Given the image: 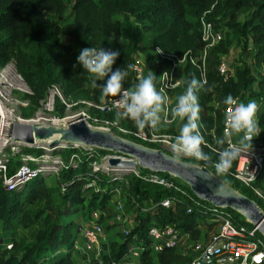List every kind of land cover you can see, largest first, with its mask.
Segmentation results:
<instances>
[{"label": "trees", "instance_id": "trees-1", "mask_svg": "<svg viewBox=\"0 0 264 264\" xmlns=\"http://www.w3.org/2000/svg\"><path fill=\"white\" fill-rule=\"evenodd\" d=\"M204 10H207L205 16L214 28H227L223 37L207 50L204 68L206 83L196 93L201 109L200 133L209 145L222 148L216 144V140L223 136L221 108L228 95H239L245 104L260 102L255 119L260 132H264V72L256 70L254 74L246 63L235 67L233 75L226 77L217 70L220 55L227 52L232 40L251 53L256 69L264 64V0H0V64L13 59L18 74L35 95H41L45 88L57 83L64 93L76 88L81 91L80 94L89 96L93 80L76 57L85 47H109V52H119L112 70L125 69L128 76L123 86L134 89L137 82L130 72L134 53H143L145 66L157 77L160 69L166 65V60L154 55L153 46L178 55L187 50L194 52L200 49L199 16ZM237 10L245 12L240 21L229 18ZM61 36L68 37L72 43L61 40ZM178 69L182 77L177 87L179 95L186 91L192 78L201 81V77L198 69L188 60L181 63ZM104 83L97 81L98 85ZM244 94L248 98L243 97ZM56 108L60 109L58 105ZM94 111L97 115H90V118H118L113 112H102L96 108ZM118 123L127 128L135 127L129 119H119ZM182 123L177 119L171 124L166 123L169 126L158 124L156 131L180 130ZM263 140L264 136L260 138V141ZM260 141L254 137L251 143L255 145ZM139 142L158 147L156 143ZM201 147L210 160L196 162L203 163L216 174L210 161H217L218 153L205 145ZM74 149L69 146L65 150L68 153ZM22 150L33 156L41 153L37 146ZM91 150L93 155H89ZM91 150H84L77 162L61 163L62 168L57 171L58 182L62 187L59 198L67 203L81 204L87 196L80 185L95 177L99 185L106 186L89 192L88 216L92 210H98L97 221L101 223L103 210L114 187L119 184L127 196L128 206L134 210V216L133 224L129 229L125 228L127 232L119 233V241L108 244V253L101 259H90L89 264H122L129 247L139 242L143 249L135 264H186L192 258L191 249L181 251L178 244L159 251L145 248L144 245L149 241L146 229L151 224H171L177 227L179 235L187 234L188 240L195 242L207 236V231L215 229V222L207 220L209 204L197 198L184 182L167 172L159 173L176 184L177 188L165 187L131 172L120 175L92 171L90 159L94 158L95 153L107 151L99 148ZM73 153L77 156L74 151L70 156ZM14 157L5 159L7 174L22 164L20 159ZM187 160L195 162L192 158ZM234 163L235 160L226 175L217 176L253 199L264 211V201L231 175ZM26 164L31 168L36 167L33 162ZM145 170L141 168V172ZM41 175L43 171H37L10 190L3 188L0 179V264H66L74 244L75 223L66 215L60 216L59 207L53 208L49 200H35L36 192L47 188L42 183ZM253 185L264 194V163ZM163 198L172 199V204L161 205L160 200ZM144 200H149L153 205L142 207ZM187 207H190L189 211ZM226 209L232 213L235 223L251 225L236 211L228 207ZM202 220L204 232L201 236L199 221ZM7 232L9 235L5 237ZM6 240H10L7 242L10 244L8 248L3 242ZM62 247L65 251H61Z\"/></svg>", "mask_w": 264, "mask_h": 264}, {"label": "built area", "instance_id": "built-area-1", "mask_svg": "<svg viewBox=\"0 0 264 264\" xmlns=\"http://www.w3.org/2000/svg\"><path fill=\"white\" fill-rule=\"evenodd\" d=\"M207 10H204L199 16V35L202 42L200 49H197V51L194 52L187 50L178 55L164 52L157 46H153L152 48L154 55L166 60V65L160 69L155 80L157 91L161 92L166 98L163 111L159 114L160 121L162 123H167L166 121L171 118L170 110L176 103V100L172 101V97H174L176 89L182 80L178 69L181 63L188 60L198 69L201 81H205L204 68L207 50L222 37L220 31L214 28L212 22L206 18L205 12ZM92 48L100 50L96 47ZM104 50L109 51V47H105ZM143 68L144 65L142 59L138 55H135L130 63V72L132 73L131 75L133 79H135L137 83L140 78L143 77ZM217 70L221 75H223V77H226L228 75L227 63L220 59L217 64ZM52 86L50 88H52ZM122 90L129 89L123 87ZM233 98H235L238 102H241L239 95L233 96ZM119 99V95L115 97H106L99 103H95V108L102 112H113L118 115V113L122 111V109L115 107ZM232 107V105L224 104L221 108L222 135H224L226 131L225 115L232 109ZM77 116L84 119L89 126H96L113 133L116 132L115 134L118 135L128 134L134 139H139L137 142L145 141L149 143H156L157 145L165 142L171 146L173 138L179 134V129L175 134L157 132L150 127L141 131L138 128H127L120 125L117 123L115 118H90V116L85 113H81ZM198 124H200L199 121ZM210 132H212V129H210ZM228 143L234 142L230 140ZM159 145L158 147H160ZM204 145L217 153L222 150V148L217 146L209 145L206 141ZM227 146L228 144L226 143L223 147ZM88 148L91 149L90 147ZM89 155H93V150L89 152ZM95 155H99L98 160L93 158L89 161L92 171L100 169L99 165L103 164L102 168H105L110 172L117 174L121 173L120 175L125 172H131L142 179L159 183L168 188H177L176 184L157 171L147 169L144 172H141L138 165L129 167L118 164H110L108 162L109 157H118L123 160L127 159L128 157L123 154L107 151L100 154L95 153ZM74 156L75 154L73 153L70 156V160H73ZM181 159L188 161L187 159L191 158L182 156ZM196 161L197 160H195V162H189L197 165L203 164L201 162L197 163ZM72 162L73 161H70L69 163ZM216 162L217 161L215 160L210 161L213 167H215ZM45 163L46 162H41L36 164L35 168H31L26 163H22L13 172L7 174L5 171V158H3L0 154V179L3 184V188L5 190H10L35 175L37 171H45L43 170V167H40ZM263 163L264 140L252 145L251 149L241 152L239 157L235 160L231 175L243 186L250 188L254 194L259 196L264 201V194L260 188L253 185V181L255 179L252 178L253 176L255 178L257 177ZM209 170L212 171L211 169ZM160 204L163 206L171 205L172 199L163 198L160 200ZM121 207V202L117 200L115 205V219L120 222L122 221V213H120ZM207 209L209 210L207 220L215 222L214 232L208 236L205 243L200 244L198 243V240L196 241V245L192 248L194 251L196 250V254L186 264H264V236L258 233L255 226L235 223L233 221L232 213L226 209V207H216L209 204ZM186 210L189 211L190 207H187ZM98 214V210H92L89 217L90 219L84 223L80 231L82 246L86 251L93 250L98 245V238L101 234V225L97 221ZM123 231L124 233L127 232L126 229H123ZM145 234L146 237L149 238V241L146 245H144V247H149L151 251H159L162 248L176 246L179 243L181 236H185V234L179 235L177 227L171 224H164L162 226L151 224L147 227ZM9 246L10 244H6V247ZM142 249L143 245L140 242L132 244L126 253L122 264H135L133 262V258H138Z\"/></svg>", "mask_w": 264, "mask_h": 264}, {"label": "rangeland", "instance_id": "rangeland-1", "mask_svg": "<svg viewBox=\"0 0 264 264\" xmlns=\"http://www.w3.org/2000/svg\"><path fill=\"white\" fill-rule=\"evenodd\" d=\"M244 16V11L237 10L231 13L229 15V18L240 21L244 18ZM226 29L227 28H225L224 26L218 28V30L222 34V37ZM61 40L70 41L66 36H61ZM112 43L113 41L110 44ZM135 55H138L142 59L144 65L143 77H146L149 74L150 70L145 66V56L142 52H140V54L134 53L133 57ZM220 59L227 63L228 75H233L235 67L241 66L242 63H246L254 74L256 70L264 72V64L256 69L255 65L252 62L251 53H248L247 50H243L241 45L234 40L230 42L227 52L220 55ZM99 81L106 82V77L104 80ZM69 90L70 92L64 93L59 84L53 83L52 88L47 87L41 95H35L18 74L13 59H8L5 63L0 64V110L5 117L4 119H1L2 125L0 122V154L7 160L9 159V157L15 156L14 159H20L21 163L33 162L35 164H39L41 162H46L40 167H43V170H45L43 171V175L41 176L43 179L42 183H44L47 188L36 192L35 200H49L53 205V208L59 207L60 216L64 217L63 215H66V217H69L75 223L74 244L70 254L66 258V264H89L90 259H101L103 255L108 253V244L111 241H119V233L122 232L125 228L129 229V227L133 224L134 216V210L133 208L128 206L129 204L124 190H122L120 184L116 185L113 189V193L111 194L109 202L106 204L105 209L103 210V215L101 216V234L98 238L97 247L93 250L88 251L83 248L80 231L84 223L90 219L88 218L90 211V208L87 204L88 194L90 191L96 190L99 187V189H102L106 185H99L96 182L95 177L93 178V180L90 179L88 181H85L82 183V185H80V188L81 190H83L82 192L87 197L83 199L81 204L67 203L66 201H62L58 195V193H60V191L62 190L60 188V183L58 182L57 171L58 169L62 168L63 164H68L70 161L77 162L78 157H81L80 154L84 150L90 151L91 149H95L96 147L76 145L72 143L68 144V142H61L59 143V145L54 146H48L46 143L37 141L33 142L32 144H28L23 142H13L5 137V133L8 129V125L11 119L24 123L35 122L41 124L64 125L67 120L76 117L81 113L88 114L89 116L97 115V112L94 111L95 103H99L106 98L100 95V90L96 87H93L91 92L89 91V96L80 94L79 92L81 91L77 90L76 88H70ZM177 95L178 91L176 89L175 95L174 97H172V101H175L177 99ZM243 97L248 98L247 94H244ZM255 102L258 106V111L260 109V102ZM56 105H58L60 109H57ZM161 124L169 126V124H166L164 122L162 123L160 121L159 125ZM134 128L137 127L135 126ZM177 131L178 129L174 128L170 129L169 131L161 130L157 132L175 134ZM120 135L124 136L123 134ZM263 136L264 132H260L256 136L257 141H260V138H262ZM131 139L134 141L139 140L134 138ZM231 141L234 143H238L239 137L233 136L231 138ZM34 146H37L41 149L40 154L33 156V154H27L22 150L23 148H30ZM69 146L74 147L75 149L72 151L77 153V156H74L73 160H70L69 157L72 151H69L67 153V151L65 150ZM159 146L163 148V150H166L169 154L173 155L171 146L167 143L164 142ZM88 147H90L91 149H89ZM18 152L20 153L18 154ZM98 157L99 155H94V158L96 160H98ZM102 165L103 164L99 165L100 169H97L96 171L105 174L110 173L109 170L102 168ZM138 168L141 169L140 166H138ZM117 200L122 204L120 211V213H122L121 222L115 219V205ZM141 204H143L142 207H151V205H153V203L149 202V200H144ZM199 226L201 227L202 236L204 232V230H202V228H204L202 227L204 226L203 220L201 222L199 221ZM213 232V228L210 231H207V236L197 239L199 241L198 243H205L208 236ZM0 234H2L1 223ZM8 235L9 234L7 232L5 234V237H7ZM196 241L191 242L190 240H188L187 234H185V236H181L178 243V248L179 250L181 249V251L191 249L192 251L190 253L193 257L196 254V250L194 251L192 248L196 245ZM3 242L6 247L7 242H10V240H6ZM61 251H65V249L62 247ZM133 262H137L136 257L133 258Z\"/></svg>", "mask_w": 264, "mask_h": 264}, {"label": "clouds", "instance_id": "clouds-1", "mask_svg": "<svg viewBox=\"0 0 264 264\" xmlns=\"http://www.w3.org/2000/svg\"><path fill=\"white\" fill-rule=\"evenodd\" d=\"M118 55V51L109 52L103 48L97 50L85 47L80 50L76 59L82 65L83 70L91 75L93 87L99 88L102 97L120 96L115 105L116 108L122 109L118 113L117 123L119 119H129L141 131L145 127L157 130L160 123L159 114L163 111L166 98L156 89V76L153 72H149L146 77L140 78L134 89L122 90L123 81L128 76V72L125 69L112 70V65ZM105 77H107L106 82L98 85L97 81L104 80ZM204 83L206 82L202 83L192 78L186 91L178 95L175 106L170 110L171 118L166 121L167 123L171 124L177 119L183 122L179 134L173 138L171 143L173 163L178 162L182 156L197 161L210 160V157L202 150L201 146L205 144V141L198 124L201 109L196 93ZM224 103L233 107L225 115L224 135L216 140V144L222 146L215 163V172L218 176L226 175L230 171L233 161L242 151L251 149L253 138L260 133L255 121L258 108L255 101L245 104L228 95ZM233 136L239 137L238 143H228ZM226 143L228 146L223 147ZM203 178L208 179L209 177L204 175ZM252 178L255 179L254 176Z\"/></svg>", "mask_w": 264, "mask_h": 264}, {"label": "water", "instance_id": "water-1", "mask_svg": "<svg viewBox=\"0 0 264 264\" xmlns=\"http://www.w3.org/2000/svg\"><path fill=\"white\" fill-rule=\"evenodd\" d=\"M5 136L14 142L33 143L44 140L48 146L68 142L92 146L127 156V159L110 157V164L167 172L188 185L200 200L216 207H228L255 226L264 236V211L250 197L220 179L205 165L180 160L173 163V155L160 147H151L110 131L89 126L81 117H73L64 125L24 123L11 119ZM206 175L209 178L204 179Z\"/></svg>", "mask_w": 264, "mask_h": 264}, {"label": "bare ground", "instance_id": "bare-ground-1", "mask_svg": "<svg viewBox=\"0 0 264 264\" xmlns=\"http://www.w3.org/2000/svg\"><path fill=\"white\" fill-rule=\"evenodd\" d=\"M5 117H4V115L2 114V112H1V110H0V122H1V125H2V121H1V119H4ZM5 121V120H4ZM93 127V126H92ZM95 128H99V127H96L95 126ZM99 129H102V128H99ZM104 130V129H103ZM107 131V130H106ZM121 136V135H120ZM0 139H1V134H0ZM43 142V143H46L47 144V142L46 141H44V140H34V142ZM29 144V143H28ZM30 144H32V143H30ZM110 158V157H109ZM108 158V159H109Z\"/></svg>", "mask_w": 264, "mask_h": 264}]
</instances>
